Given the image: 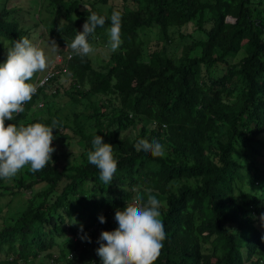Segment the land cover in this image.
I'll return each instance as SVG.
<instances>
[{
  "label": "trees",
  "instance_id": "trees-1",
  "mask_svg": "<svg viewBox=\"0 0 264 264\" xmlns=\"http://www.w3.org/2000/svg\"><path fill=\"white\" fill-rule=\"evenodd\" d=\"M21 2L0 0V64L22 37L50 63L64 49L72 56L5 121L58 129L53 164L0 179V264H101V232L138 195L160 202L166 239L154 264H264V0H47L48 27L29 8L33 23L21 25ZM92 13L106 18L88 37L102 63L67 47ZM95 135L118 162L109 185L87 160ZM141 139L165 155L137 151Z\"/></svg>",
  "mask_w": 264,
  "mask_h": 264
},
{
  "label": "clouds",
  "instance_id": "clouds-1",
  "mask_svg": "<svg viewBox=\"0 0 264 264\" xmlns=\"http://www.w3.org/2000/svg\"><path fill=\"white\" fill-rule=\"evenodd\" d=\"M105 23L104 16L92 13L83 24V30L67 47L81 58L93 53L94 48L88 37L94 35L96 28L103 27ZM120 32L121 13L113 11L109 29L111 52H116L122 44ZM50 44L56 52L61 49L55 41ZM68 51L64 49L56 53L61 61L55 59V64L53 60L50 63L44 51L33 45L27 37L16 40L7 50V59L0 64V179L11 180L26 166H29L32 173H36L49 162L54 163L52 154L55 148L52 142L56 138L53 129H58L56 121H53L52 126L34 123L19 127L16 124L6 126L5 121H11L25 111V105L32 100L37 88L57 72V64L61 65L62 72L67 71L72 56L71 51ZM43 71L45 73L35 84L28 82L36 73ZM48 73L51 76L45 79ZM42 105V102L38 103L39 107ZM92 148L87 154L88 163L99 170L100 181L109 185L118 167L113 145L105 143L102 136L95 135ZM136 148L137 151L150 152L154 157L165 155L164 146L155 139L151 142L141 139ZM135 199L137 203H126L123 209L116 210L114 219L118 227L115 230L101 232L99 247L96 249L101 264H154L160 256L166 239L165 226L160 218V202L151 195L146 204L142 203V196L138 195ZM99 221L105 223L106 219L101 215ZM85 238L91 242L90 237H81Z\"/></svg>",
  "mask_w": 264,
  "mask_h": 264
},
{
  "label": "rangeland",
  "instance_id": "rangeland-1",
  "mask_svg": "<svg viewBox=\"0 0 264 264\" xmlns=\"http://www.w3.org/2000/svg\"><path fill=\"white\" fill-rule=\"evenodd\" d=\"M30 1L31 0H22V2L19 3L20 5H23V7H25V8H23V10L20 13L21 14V17H20L21 18V20H20L21 25L23 24L24 26H26V25L29 26L33 23L32 19L29 17V14H27V12H25V10L29 8L32 11V13L35 12V14L33 16H35L38 20H41L44 23V25H46L48 27L50 25V23H49L50 17H51L50 15H52V17H53V13H51L50 10L46 11L47 0H40V2H39V0H36V2L35 1L30 2ZM35 34H36V30H33L31 32L30 36L34 37ZM47 46H48V50H52L51 44H47ZM45 48L46 47H44L43 49L45 50ZM94 52H95L94 55L96 56L95 60L97 61V63H102L103 58H104L103 54L101 52H99L98 50H95ZM60 58H61L60 56H57V54H54V56L52 58L53 64H55V62H57V61L58 62L61 61ZM55 59H57V61H55ZM56 149L61 151L62 149H64V147L58 146ZM72 150H74V149H72ZM28 196H29V191H24L22 194L19 193V195L16 196L11 203H9V206L10 207H14V206L19 207V205L22 202H24V199H26ZM3 204L5 205V203H3Z\"/></svg>",
  "mask_w": 264,
  "mask_h": 264
},
{
  "label": "built area",
  "instance_id": "built-area-1",
  "mask_svg": "<svg viewBox=\"0 0 264 264\" xmlns=\"http://www.w3.org/2000/svg\"><path fill=\"white\" fill-rule=\"evenodd\" d=\"M49 76H51V73L50 74L48 73L47 76L45 77V79H47ZM35 264H47V263H45V262H37ZM50 264H53V263L51 262Z\"/></svg>",
  "mask_w": 264,
  "mask_h": 264
}]
</instances>
